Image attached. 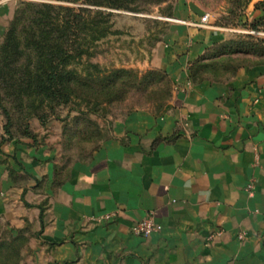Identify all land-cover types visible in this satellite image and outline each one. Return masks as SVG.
<instances>
[{"label":"crops","instance_id":"crops-1","mask_svg":"<svg viewBox=\"0 0 264 264\" xmlns=\"http://www.w3.org/2000/svg\"><path fill=\"white\" fill-rule=\"evenodd\" d=\"M13 14L0 2V42ZM202 15L183 12L153 58L164 107L115 121L87 162L62 166L58 126L36 119L0 144L13 264H264V56L230 55L235 66L194 81L191 65L230 39L210 15L197 27ZM147 217L161 231L135 235Z\"/></svg>","mask_w":264,"mask_h":264},{"label":"trees","instance_id":"trees-1","mask_svg":"<svg viewBox=\"0 0 264 264\" xmlns=\"http://www.w3.org/2000/svg\"><path fill=\"white\" fill-rule=\"evenodd\" d=\"M54 1L84 7L22 3L24 8L15 10L0 42V110L10 123L9 111L3 104L8 99L19 111L25 112L26 121L22 130H7V138L1 144L14 137L32 136L30 120L36 119L43 126L48 113L54 115L56 108L75 104L79 98L90 102L95 96L91 111L101 102L96 95H103L109 88L113 94L107 100L120 99L115 94L121 92L124 76L131 74L124 69L107 71L90 62L97 42L110 33L109 20L113 14L88 7L140 12L138 2L141 0ZM251 28L258 31L256 24ZM240 39L226 41L194 62L190 67L191 78L199 81L207 75L216 77L218 72L235 66L236 62L230 57L233 54L264 56V40L257 45L252 36ZM146 76L167 81L165 100L155 109L158 112L170 97V83L163 71ZM94 83L100 85L99 90L92 87ZM19 242L0 243V264L16 261Z\"/></svg>","mask_w":264,"mask_h":264},{"label":"rangeland","instance_id":"rangeland-1","mask_svg":"<svg viewBox=\"0 0 264 264\" xmlns=\"http://www.w3.org/2000/svg\"><path fill=\"white\" fill-rule=\"evenodd\" d=\"M0 2L13 8L14 13L17 8H24L22 3L47 2L71 8L83 6L54 0ZM190 4L209 13L214 26L223 35L230 37L227 41L252 36L258 45L264 40V0H141L138 2L140 12L87 6L93 11L113 14L109 20L110 33L97 42L90 62L107 71L124 69L131 74L124 76L120 84L121 92L115 94L120 99L107 100L113 94L110 88L103 95H96L101 102L95 106V111H91L95 102V96L91 95L90 102L79 98L75 104L56 108L54 115L48 113L43 126L50 123L58 126L57 144L62 166L87 162L108 136L115 121L138 110H155L165 100L168 88L166 79L147 77L146 74L161 71L154 67L153 58L174 24L173 21L182 16L183 12L189 11ZM253 24L258 26V31L251 28ZM92 87L99 90L100 85L94 83ZM3 104L11 120L7 123L0 110V144L7 138V130H22L26 123L25 112L19 111L8 99Z\"/></svg>","mask_w":264,"mask_h":264},{"label":"built area","instance_id":"built-area-1","mask_svg":"<svg viewBox=\"0 0 264 264\" xmlns=\"http://www.w3.org/2000/svg\"><path fill=\"white\" fill-rule=\"evenodd\" d=\"M209 15L204 14L201 16L199 24H196L199 28H209L208 26ZM247 189L251 192L253 190V186L250 184ZM162 227L157 224L152 217H147L137 223H135L132 227V232L135 235L142 237H149L152 234H157L161 231Z\"/></svg>","mask_w":264,"mask_h":264},{"label":"water","instance_id":"water-1","mask_svg":"<svg viewBox=\"0 0 264 264\" xmlns=\"http://www.w3.org/2000/svg\"><path fill=\"white\" fill-rule=\"evenodd\" d=\"M189 7L195 14L202 15L203 12L199 8H197L194 4H190Z\"/></svg>","mask_w":264,"mask_h":264}]
</instances>
